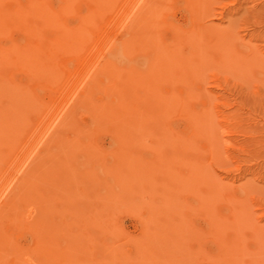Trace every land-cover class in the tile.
Wrapping results in <instances>:
<instances>
[{
    "label": "rangeland",
    "instance_id": "374dc122",
    "mask_svg": "<svg viewBox=\"0 0 264 264\" xmlns=\"http://www.w3.org/2000/svg\"><path fill=\"white\" fill-rule=\"evenodd\" d=\"M0 264H264V0H0Z\"/></svg>",
    "mask_w": 264,
    "mask_h": 264
},
{
    "label": "bare ground",
    "instance_id": "6f19581e",
    "mask_svg": "<svg viewBox=\"0 0 264 264\" xmlns=\"http://www.w3.org/2000/svg\"><path fill=\"white\" fill-rule=\"evenodd\" d=\"M69 1H71V0H69ZM145 1H146V0H145ZM68 3H69V2H68ZM139 4H140V3H139ZM140 5H141V4H140ZM140 5H139V6H140ZM134 6H135V4H134ZM137 8H138V7H137ZM202 9H203V7H202ZM208 9H209V8H208ZM199 10H200V9H199ZM203 10H204V9H203ZM130 11H131V10H130ZM138 11H139V10H138ZM197 12H198V11H197ZM199 12H201V10H200ZM136 13H137V12H136ZM193 13H194V12H193ZM201 13H202V12H201ZM203 13H204V12H203ZM134 14H135V13H134ZM204 15H205V14H204ZM210 15H211V13H210ZM134 16H135V15H134ZM205 16H209V15H205ZM130 17H131V16H130ZM196 17H197V16H196ZM196 17H194V18L197 19ZM200 17H203V16L200 14ZM131 18H132V17H131ZM136 18H137V16H136ZM129 19H130V18H129ZM129 19H128V20H129ZM198 20H199V18H198ZM204 20H205V18H204ZM143 21H145V19H144ZM200 21H201V20H200ZM137 22H138V19H137ZM126 23H127V22H126ZM126 23H125V24H126ZM132 23H133V22H132ZM195 23H196V22H195ZM199 23H200V22H199ZM203 23H204V22H203ZM133 24H134V23H133ZM149 25H150V24H149ZM163 25H164V24H163ZM124 26H125V25H124ZM130 26H131V23H130ZM134 26H135V25H134ZM134 26H133V28H134ZM170 26H171V25H170ZM127 27H128V26H127ZM168 27H169V26H168ZM201 27H202V26H201ZM166 28H167V27H166ZM124 29H125V28H124ZM131 29H132V28H131ZM131 29H130V30H131ZM171 29H173V27H172ZM177 29H178V28H177ZM209 29H210V28H209ZM128 30H129V29H128ZM163 30H164V29H163ZM165 30H166V29H165ZM175 30H176V27H175ZM192 30H193V29H192ZM203 30H204V29H203ZM206 30H208V29H206ZM133 31H134V30H133ZM135 31H136V30H135ZM135 31H134V34H135ZM196 31H197V30H196ZM211 31H212V30H211ZM215 31H216V30H215ZM123 32L125 33V31H123ZM127 33H128V32H127ZM156 33H157V32H156ZM173 33H174V31H173ZM173 33H172V34H173ZM178 33H179V32H178ZM178 33H176V34L178 35ZM180 33H181V32H180ZM185 33H186V32H185ZM203 33H204V32H203ZM205 33H206V32H205ZM218 33H219V32H218ZM218 33H217V34H218ZM220 33H221V32H220ZM220 33H219V34H220ZM176 34H174V36H175ZM183 34H184V33H183ZM195 34H196V33H195ZM197 34H198V32H197ZM199 34H200V33H199ZM201 34H202V33H201ZM215 34H216V33H215ZM225 34H226V33H225ZM225 34H224V32H222L221 35H219V36L222 37V35H223V37H225V36H224ZM125 35H126V34H125ZM132 35H133V34H132ZM158 35H159V34H158ZM193 35H194V34H192V36H193ZM208 35H209V34H208ZM210 35H211V34H210ZM212 35H213V34H212ZM127 36H129V35L127 34ZM156 36H157V35H156ZM194 36H195V35H194ZM202 36H203V35H202ZM206 36H207V35H206ZM217 36H218V35H217ZM186 37H187V36H186ZM223 37H222V38H223ZM132 38H134V37H132ZM181 38H183V37H180L179 40H181ZM195 38H196V37H194V39H195ZM197 38H198V37H197ZM207 38H208V37H207ZM213 38H214V37H213ZM219 38H220V37H219ZM228 38H229V37L227 36V40L230 39V38H229V39H228ZM174 39H175V38H174ZM174 39H173L172 41H174ZM192 39H193V37H192ZM210 39H211V37H210ZM215 39H216V38H214L213 40H215ZM134 40H136V37H135ZM177 40H178V37H177ZM179 40H178V41H179ZM182 40H183V39H182ZM186 40H187V38H186ZM199 40H200V39H199ZM201 40L204 41V39H202V38H201ZM201 40H200V41H201ZM175 41H176V39H175ZM194 41H195V40H194ZM203 41H202V42H203ZM220 41H221V40H220ZM220 41H219V42H220ZM223 41H224V40H223ZM129 42H130V41H129ZM129 42H128V43H129ZM135 42H136V41H135ZM141 42H142V41H141ZM176 42H177V41H176ZM197 42H199V41L197 40L196 43H197ZM210 42H211V41H210ZM225 42H226V41H225ZM225 42H224V43H225ZM230 42H232V40H231ZM230 42H229V43H230ZM118 43H119V42H118ZM122 43H123V42H122ZM146 43H147V42H146ZM173 43H175V42H173ZM191 43H192V41H191ZM205 43H206V42H205ZM222 43H223V42H222ZM226 43H227V42H226ZM229 43H228V44H229ZM141 44H142V43H141ZM207 44H209V43H207ZM211 44H212V43H211ZM217 44H218V42H217ZM217 44H215V45H217ZM228 44H227V45H228ZM188 45H189V44H188ZM188 45H187V46H188ZM224 45H225V44H224ZM233 45H234V47L236 46V44H233ZM233 45H232V47H233ZM240 45H241V44H240ZM240 45H239V46H240ZM127 46H128V45H127ZM129 46H130V44H129ZM173 46H174V45H173ZM198 46H199V45H198ZM202 46H203V45H202ZM209 46H210V44H209ZM220 46H221V45H219V47H220ZM222 46H223V45H222ZM237 46H238V45H237ZM120 47H121V46H119V48H120ZM134 47H135V46H134ZM204 47H205V46H204ZM210 47H211V46H210ZM223 47H225V46H223ZM240 47H241V46H240ZM243 47H244V46H243ZM247 47H249L248 44H247ZM124 48H125V47H124ZM124 48H123V49H124ZM202 48H203V47H202ZM216 48H217V47H216ZM109 49H110V47H109ZM109 49H108V50H109ZM126 49H127V50H130L131 48H127V47H126ZM192 49H193V48H192ZM214 49H215V48H214ZM223 49H224V48H223ZM235 49H237V48H235ZM132 50H133V49H131V51H132ZM141 50H142V49H141ZM180 50H181V49H180ZM120 51H121V50H120ZM122 51H124V50H122ZM236 51H237V50H236ZM240 51H241V50H240ZM111 52H112V51H111ZM125 52H126V50H125ZM127 52H129V51H127ZM191 52H193V51L191 50ZM199 52H200V51H199ZM217 52H218V51H217ZM217 52H216V53H217ZM139 53H140V52H139ZM139 53H137V54H139ZM173 53H174V52H173ZM219 53H221V52H219ZM108 54H109V53H108ZM129 54H130V53H129ZM185 54H186V53H185ZM188 54H192V53H188ZM197 54H198V53H197ZM237 54H238V53H237ZM226 55H227V54H226ZM182 56H183V55H182ZM206 56H207V55H206ZM212 56H213V55H212ZM220 56H221V55H220ZM239 56H240V55H239ZM244 56H245V55H244ZM119 57H120V56H119ZM131 57H132V56H131ZM200 57H201V56H200ZM204 57H205V55H204ZM241 57L243 58V55H242ZM108 58H109V57H108ZM124 58H125V57H124ZM201 58H203V57H201ZM221 59H222V58H221ZM221 59H220V60H221ZM110 60H111V59H110ZM199 60H200V58H199ZM220 60H219V61H220ZM225 60H226V59H225ZM204 61H205V60H204ZM169 62H172V61L170 60ZM169 62H168V64H170ZM205 62H206V61H205ZM110 63L113 64L112 61H110ZM173 63H174V62H173ZM173 63L170 64V65L173 66V65H174ZM200 63H201V62H200ZM222 63H223V62H222ZM157 64H158V63H157ZM203 64H204V63H203ZM152 65H153V64H151V66H152ZM170 65H166V66H169V67H170ZM186 65H188V64H186ZM186 65H185V66H186ZM189 65H190V64H189ZM151 66L149 67V74H150V71H151V70H150V69H151ZM153 66H154V65H153ZM175 66H176V65H175ZM185 66H184V67H185ZM201 66H202V65H201ZM219 66H220V65H219ZM163 67H164V64H163ZM184 67H183V69H184ZM194 67H195V66H194ZM153 68H154V67H153ZM196 68H197V67H196ZM40 69H41V68H40ZM48 69H50V68H48ZM155 69H156V65H155ZM170 69H171V67H170ZM187 69H188V68H187ZM189 69H190V68H189ZM189 69L186 70L185 73H187V71H189ZM50 70H51V69H50ZM132 70H133V69H132ZM134 70H135V69H134ZM198 70H199V69H198ZM147 71H148V69H147ZM181 71H182V70H181ZM183 71H184V70H183ZM183 71H182V72H183ZM192 71H195V70L192 69ZM196 71H197V70H196ZM134 72H135V71H134ZM138 73H140V72H138ZM189 74H190V73H189ZM193 74H195V73H193ZM93 75H94V74H93ZM129 75H130V73H129ZM132 75H133V74H132ZM134 75H135V74H134ZM134 75H133V78H134ZM138 75H142V74H138ZM185 75H187V74H185ZM96 76H97V75H96ZM136 76H137V75H136ZM192 76H194V75H192ZM92 77H93V76H92ZM131 77H132V76H131ZM137 77H138V76H137ZM137 77H136V79H137ZM194 77H195V76H194ZM133 78H132V79H133ZM188 78H189V77H188ZM91 79H92V78H91ZM92 80H93V79H92ZM92 80H90V81H92ZM139 80H140V79H139ZM134 81H135V80H134ZM88 82H89V81H88ZM129 83L131 84L130 81H129ZM132 87H133V86H132ZM76 88H77V87H76ZM85 88H86V87H85ZM93 89H94V88H93ZM93 89H92V90H93ZM83 90H84V89H83ZM74 91H75V89H74ZM84 91H85V90H84ZM93 91H94V90H93ZM93 91L90 90V93H92ZM86 92H87V91H86ZM93 93H94V92H93ZM97 93H98V92H97ZM75 94H76V93H75ZM85 95H86V94H85ZM90 95H91V94H90ZM92 95H93V97L96 96V95H94V94H92ZM133 96H137V94H136V95L134 94ZM85 97H86V96H85ZM88 97H89V96H88ZM88 97H87V98H88ZM122 97H123V96H121V98H122ZM89 98H90V97H89ZM89 98H88L87 100H89ZM127 98H128V97H127ZM73 99H74V98H73ZM83 99H84V98H83ZM85 99H86V98H85ZM79 100H81V98H79L78 101H79ZM81 101H82V100H81ZM93 101H95V100L93 99ZM120 101H121V100H120ZM126 101H127V100H126ZM121 102H122V101H121ZM142 102H145V100H144V101L142 100ZM183 102H184V101H183ZM185 102H186V101H185ZM80 103H81V102H80ZM135 103H137V102H135ZM145 103H146V102H145ZM119 104H120V103H119ZM122 104H123V103H122ZM141 104H142V103H141ZM77 105H78V103H77ZM132 105H133V103H132ZM174 105H175V104H174ZM77 107H78V106H77ZM167 107H169V106H167ZM62 109H63V108H62ZM70 109H71V108H70ZM124 109H126V108H124ZM166 109H167V108H166ZM168 109H171V108L169 107ZM82 110H83V109H82ZM137 110H138V109H137ZM140 110H141V109H140V107H139V111H140ZM172 111H173V110H172ZM172 111H171V112H172ZM115 112H116V111H115ZM202 112H203V111H202ZM208 112H209V111H208ZM72 113H73V112H72ZM90 113H91V112H90ZM116 113H117V112H116ZM118 113H119V111H118ZM209 114L211 115V113H209ZM66 115H67V114H66ZM66 115H65V116H66ZM210 115H208V116H210ZM145 116H146V115H145ZM158 116H159V115H158ZM56 117H57V116H56ZM166 117H167V116H166ZM68 118H69V117H68ZM133 118H134V117H133ZM204 118H205V117H204ZM207 118H208V117H207ZM58 119H59V118H58ZM166 120H167V119H166ZM57 121H58V120H57ZM89 121H90V120H89ZM97 121H98V120H97ZM159 122H160V120H159ZM192 123H193V122H192ZM195 123H196V122H195ZM203 123H204V121H203ZM159 125H160V124H159ZM161 125H162V124H161ZM226 125H227V124H226ZM153 126H154V125H153ZM194 126H195V125H194ZM221 126H222V125H221ZM163 128H164V127H163ZM195 128H198V127L195 126ZM195 128H194V129H195ZM58 131H59V130H58ZM162 131H163V129H162ZM194 131H195V130H194ZM54 132H55V131H54ZM161 133H162V132H161ZM164 133H165V132H164ZM166 134H167V133H166ZM159 135H160V134H158V136H159ZM169 135H170V134H169ZM160 136H161V135H160ZM160 136H159V137H160ZM167 136H168V135H167ZM159 137H157V138H159ZM184 140H185V139H184ZM212 143H213V142H212ZM181 146H182V145H181ZM210 147H211V146H210ZM213 148H214V147H213ZM214 150H215V148H214ZM217 150H218V149H217ZM212 151H213V150H212ZM213 153H214V152H213ZM213 153H212V154H213ZM33 162H34V161H33ZM111 172H112V171H111ZM24 174H25V173H24ZM23 176H24V175H23ZM111 176H112V175H111ZM194 178H196V177H194ZM9 182H10V181H9ZM14 182H15V181H14ZM14 182H13V183H14ZM194 182H196V181H194ZM13 183H12V185H10V186L13 187ZM17 183H18V181H17ZM117 183H118V182H117ZM22 184H23V183H22ZM16 186H17V184H16ZM21 186H23V185H21ZM21 186L19 187L20 189H21ZM119 187H120V186H119ZM17 188H18V187H17ZM114 188H115V187H114ZM3 189H4V188H3ZM6 190H7V189H6ZM23 190H24V187H23ZM123 190H124V189H123ZM20 192H21V190H20ZM20 192H19V195H20ZM23 192H24V191H23ZM23 192H22V193H23ZM14 193H15V192H14ZM247 193H248V192H247ZM7 194H8V193H7ZM11 194H12V193H11ZM130 194H131V193H130ZM4 196H5V195H4ZM17 197H18V196H17ZM17 197H16V198H17ZM19 197H20V196H19ZM9 198H10V197H9ZM16 198H15V199H16ZM7 199H8V198H6V200H7ZM13 199H14V197H13ZM17 201H18V199L16 200V202H17ZM13 202H14V201H13ZM11 206H12V205H11ZM13 207H14V205H13ZM16 207H17V205H16ZM44 215H45V214H44ZM22 216H23V215H22ZM137 216H138V215H137ZM95 217H96V216H95ZM22 218H23V217H22ZM87 222H89V221H87ZM97 223H98V222H97ZM92 224H93V223H92ZM87 234H88V233H87ZM246 243H247V242H246ZM246 243H245V244H246ZM257 243H258V242H257ZM14 263H15V262H14Z\"/></svg>",
    "mask_w": 264,
    "mask_h": 264
}]
</instances>
